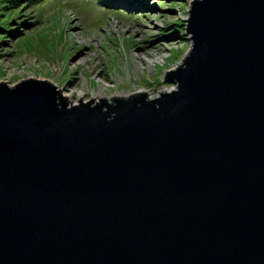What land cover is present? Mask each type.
<instances>
[{
  "label": "water",
  "instance_id": "95a60500",
  "mask_svg": "<svg viewBox=\"0 0 264 264\" xmlns=\"http://www.w3.org/2000/svg\"><path fill=\"white\" fill-rule=\"evenodd\" d=\"M185 21L155 98L0 82V264H264V0Z\"/></svg>",
  "mask_w": 264,
  "mask_h": 264
},
{
  "label": "rangeland",
  "instance_id": "374dc122",
  "mask_svg": "<svg viewBox=\"0 0 264 264\" xmlns=\"http://www.w3.org/2000/svg\"><path fill=\"white\" fill-rule=\"evenodd\" d=\"M191 1L0 0V82L45 80L67 103L91 106L158 97L190 48Z\"/></svg>",
  "mask_w": 264,
  "mask_h": 264
},
{
  "label": "bare ground",
  "instance_id": "6f19581e",
  "mask_svg": "<svg viewBox=\"0 0 264 264\" xmlns=\"http://www.w3.org/2000/svg\"><path fill=\"white\" fill-rule=\"evenodd\" d=\"M166 90H167V89H161L160 91L162 92V91H166ZM66 99L69 100V96H68V95H66ZM72 102H73V101L69 100L67 104H71ZM72 104H74V103H72ZM68 106H69V105H68Z\"/></svg>",
  "mask_w": 264,
  "mask_h": 264
},
{
  "label": "trees",
  "instance_id": "16d2710c",
  "mask_svg": "<svg viewBox=\"0 0 264 264\" xmlns=\"http://www.w3.org/2000/svg\"><path fill=\"white\" fill-rule=\"evenodd\" d=\"M5 29V28H4Z\"/></svg>",
  "mask_w": 264,
  "mask_h": 264
}]
</instances>
